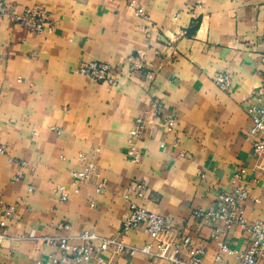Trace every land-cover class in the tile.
<instances>
[{"label":"crops","instance_id":"obj_1","mask_svg":"<svg viewBox=\"0 0 264 264\" xmlns=\"http://www.w3.org/2000/svg\"><path fill=\"white\" fill-rule=\"evenodd\" d=\"M1 1L21 11L46 7L57 26L35 35L0 17V144L8 150L0 156V197L8 206L22 203L5 229L18 240L0 245V264H50L55 248L35 238L118 236L127 195L190 236L204 249V264H216L222 242L245 251L250 237L243 229L215 236V226L193 213L216 208L218 196L233 191L235 170L245 167L253 181L245 215L264 221V173L246 112L264 108V0H134L148 20L126 0ZM82 61L115 68L118 86L78 75ZM138 62L144 70L132 72ZM219 74L231 77L230 91L216 84ZM156 104L158 119L135 143L141 162L132 163L130 130ZM92 152L105 192H97V180L75 192L68 173L80 170L81 153ZM9 158L27 163L20 181ZM137 181L146 186L142 198ZM59 186L67 202L54 192ZM60 223L70 230L58 231ZM122 240L152 244L145 226ZM112 256L118 264H166L141 253L105 254ZM220 264L239 261L224 255Z\"/></svg>","mask_w":264,"mask_h":264},{"label":"built area","instance_id":"obj_2","mask_svg":"<svg viewBox=\"0 0 264 264\" xmlns=\"http://www.w3.org/2000/svg\"><path fill=\"white\" fill-rule=\"evenodd\" d=\"M137 18L148 20L143 7L134 0H126ZM0 17L25 29L31 34L41 35L52 33L57 23L52 19L46 7H28L22 11L16 5L0 2ZM145 65L141 62L131 66L132 72H141ZM78 75L89 78L95 82L107 84L111 87L118 86V72L115 68L98 62L82 61L76 71ZM218 87L223 91H230L232 79L228 74H219L215 78ZM154 112L148 113L147 117L136 122L130 130L132 140L128 148L127 157L132 163L141 162V154L136 147V141L142 139L147 128L153 126L158 119V112H161L160 104L154 106ZM247 115L251 120L250 134L254 138L253 155L257 159V169L264 173V108L260 106H247ZM168 124L173 127L174 118H168ZM7 148L0 144V156L7 155ZM184 156V155H183ZM96 153H81L78 158L80 170H71L68 173L75 192H79V186L90 184L97 180V192L103 194L106 188L105 180L101 179L96 164ZM9 163L18 166L15 181H20L23 176L22 170L27 163L23 160L9 158ZM245 167H239L233 174V191L229 194L218 196V206L212 210L196 209L193 213L195 219L201 223H210L215 226V236L219 235L221 229L230 231L233 228L243 229L250 237V244L245 251H238L222 242L219 246V254L215 257V263L220 264L224 255L234 257L239 264H264V221L250 222L246 215L243 203L250 195L252 180L249 179ZM34 188L30 187L29 192ZM146 186L143 182H135V193L142 198ZM60 195L61 202L69 200V193L63 186L54 191ZM128 202V214L123 219L122 230L118 236L103 237L89 231L77 235L44 236L35 238L36 242L55 248L56 253L49 256L50 264H118L112 257H105V254L113 251L120 255L143 254L148 259H160L166 264H204L205 251L201 247H194L190 236L173 231L171 221L168 217L151 212L131 200L130 195L126 196ZM21 202L15 205H5L0 197V245L6 241L18 240L14 235L7 234L5 229L8 221L15 218ZM145 226L146 232L152 240V244L142 247H135L126 244L122 239L124 236ZM57 230L62 232L70 230L68 223H60ZM186 252L184 254L183 252Z\"/></svg>","mask_w":264,"mask_h":264}]
</instances>
